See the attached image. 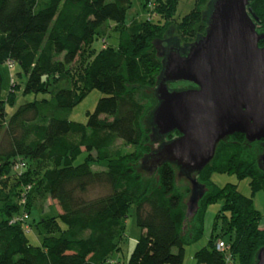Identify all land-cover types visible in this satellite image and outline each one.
<instances>
[{"label": "trees", "instance_id": "obj_1", "mask_svg": "<svg viewBox=\"0 0 264 264\" xmlns=\"http://www.w3.org/2000/svg\"><path fill=\"white\" fill-rule=\"evenodd\" d=\"M209 1L200 0L176 25L168 20L179 0H145L148 16L130 21L133 0H0V264H113L132 206L143 233L127 264H183L186 245L203 237L208 208L219 201L196 264H256L264 248L263 215L237 184L221 186L212 176L249 178L253 193L264 191L263 140L250 142L235 133L220 141L214 158L195 175L205 193L192 211L191 181L176 165L146 169L147 156L161 145L151 119L163 66L160 42L173 30L186 44L205 34ZM248 8L263 32L264 0H251ZM158 16L167 21L160 23ZM97 39H104L100 50ZM9 61L19 70L4 91L1 66ZM143 88L147 107L136 98ZM94 89L103 96L87 123L71 120L73 108ZM20 91L43 97L8 117L6 105H15ZM103 162V169L93 167ZM94 187L104 193L92 196ZM46 194L61 211L43 220L46 235L35 246L27 237V219L11 221L23 208L30 213ZM220 241L226 251L217 248Z\"/></svg>", "mask_w": 264, "mask_h": 264}, {"label": "water", "instance_id": "obj_2", "mask_svg": "<svg viewBox=\"0 0 264 264\" xmlns=\"http://www.w3.org/2000/svg\"><path fill=\"white\" fill-rule=\"evenodd\" d=\"M250 2L210 0L205 34L188 44L174 35L160 42L163 66L151 119L156 140L179 135L147 156L146 169L176 165L192 184L190 211L205 193L195 175L214 158L220 141L242 133L250 142L263 140L264 148V31L257 29ZM177 81L195 86L171 89ZM256 264H264V248Z\"/></svg>", "mask_w": 264, "mask_h": 264}, {"label": "rangeland", "instance_id": "obj_3", "mask_svg": "<svg viewBox=\"0 0 264 264\" xmlns=\"http://www.w3.org/2000/svg\"><path fill=\"white\" fill-rule=\"evenodd\" d=\"M145 1V0H144ZM143 0H133V7L128 11L127 13V21L132 20L134 17L138 18H146L149 14V9H145L142 5ZM210 2V1H209ZM208 2V3H209ZM200 3V0H179L178 7L174 11L173 17L169 18V23L178 24L182 20L184 16L189 15L191 12L197 10V6ZM210 4H207L205 7V10H208V6ZM150 15L155 16V13H151ZM160 20V23H165V16L163 17H156V20ZM178 31H171L168 37H171L174 34H177ZM183 38H186V36H183ZM191 39V38H190ZM111 39L107 38V42L110 43ZM104 39H97L95 41V47L100 50L103 45H105ZM162 44V43H161ZM164 45V43H163ZM2 70V76H3V90L7 91L10 87V83L12 80V75L14 77L16 76V72L19 70V67L15 65L13 68H10L8 64H3L1 66ZM16 78V77H15ZM171 89H183L190 86H193L187 81H177L174 83L169 84ZM103 96V93L98 90L94 89L91 92H89L72 110L70 119L73 121L81 122V123H87L88 121V113L93 112L96 108V105L98 103V100ZM42 98V94L35 95V94H26L24 95L22 91H20L17 95V101L15 105L7 103L6 109L8 113V117L12 115L16 109L26 101L33 100L35 98ZM137 101L141 103L142 105H145L146 107L149 106V99L146 97V93L144 88L140 90V92L136 95ZM163 140V141H162ZM164 139H160V144L167 142ZM122 140H118L117 144H122ZM86 156V153L84 152L76 161V163H80L84 161ZM106 166V163L103 162L101 164H96L93 167L95 169H103ZM212 180L216 182L217 184L224 186L227 183H235L238 185L239 190L245 194L246 196L252 197L254 200V206L256 209H258L262 215L263 219L261 222V225L264 227V191L258 190L253 193L252 185L250 183L249 178L244 179H238V177L235 174H221L218 172H215L212 176ZM30 187V186H29ZM28 187V188H29ZM104 188L101 187H94L90 191V194L92 196L102 194L104 193ZM39 197L36 199L34 206L32 207L30 213L27 212L25 208H23L20 216L23 218V220L27 219L26 227L27 229V237L30 240L31 244L35 246H40L43 243L44 237L46 235V229L43 226V220L50 217H58L60 214V206L50 197L49 194H46L44 197ZM21 203L23 205L26 204V196L25 194L22 195ZM26 206V205H25ZM222 206V201L212 203L209 208L206 215V225H205V233L203 237L193 244L186 245L185 249V259L183 264H196L195 260V253L196 251L205 246L208 242L214 217L219 210V208ZM2 217H0V220ZM61 227L64 229L66 228V225L60 221ZM126 224H127V231H126V237L122 243V249L120 251H117L113 256V264H127L128 259L138 241L140 236L143 233V229L137 225L136 222V212L135 207L132 206L127 214L126 217ZM178 249L175 248V251Z\"/></svg>", "mask_w": 264, "mask_h": 264}, {"label": "built area", "instance_id": "obj_4", "mask_svg": "<svg viewBox=\"0 0 264 264\" xmlns=\"http://www.w3.org/2000/svg\"><path fill=\"white\" fill-rule=\"evenodd\" d=\"M13 64H14L13 61H9V66H10V67H12ZM21 166H22V164H21V163H18V164L16 165V168L19 169ZM21 220H23V218H21V216H20V217H18V218H17V217L13 218L11 222H17V221H21ZM217 248H218L219 250H221V251H226V249H227L226 243H225L224 241H220V242L218 243V245H217Z\"/></svg>", "mask_w": 264, "mask_h": 264}, {"label": "crops", "instance_id": "obj_5", "mask_svg": "<svg viewBox=\"0 0 264 264\" xmlns=\"http://www.w3.org/2000/svg\"><path fill=\"white\" fill-rule=\"evenodd\" d=\"M56 202V201H55ZM61 211V210H60Z\"/></svg>", "mask_w": 264, "mask_h": 264}, {"label": "flooded vegetation", "instance_id": "obj_6", "mask_svg": "<svg viewBox=\"0 0 264 264\" xmlns=\"http://www.w3.org/2000/svg\"><path fill=\"white\" fill-rule=\"evenodd\" d=\"M179 135V134H178Z\"/></svg>", "mask_w": 264, "mask_h": 264}]
</instances>
